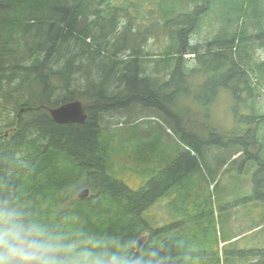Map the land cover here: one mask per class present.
I'll list each match as a JSON object with an SVG mask.
<instances>
[{
  "label": "trees",
  "instance_id": "1",
  "mask_svg": "<svg viewBox=\"0 0 264 264\" xmlns=\"http://www.w3.org/2000/svg\"><path fill=\"white\" fill-rule=\"evenodd\" d=\"M221 2L0 0V91L6 77L10 87L2 97L16 106L15 116L6 114V119V104L0 102V185L20 191L52 221L74 217L86 228L136 241L139 251H132L137 255L156 251L155 264L201 260L200 252L188 250L180 235L161 236L181 222L154 229L143 213L198 168L208 146L230 143L238 145L233 155L240 153L244 161L256 164L246 199L264 202V0H227V8L220 10ZM227 9L234 14L229 22ZM209 14L214 19L203 24ZM121 17L126 19L123 24ZM250 27L254 33L248 32ZM201 28L210 36L203 42L191 40ZM161 30L166 41L154 51L148 36L158 41ZM253 49L262 55L254 57ZM120 52L126 54L118 56ZM85 53L87 63L82 60ZM95 56L107 63L91 68ZM146 59L154 62L159 77L146 74ZM77 73L83 76L79 85ZM200 74L207 76L208 104L220 88L233 95L234 132L212 129L205 140L185 129V116L170 107L191 88L188 77ZM77 98L85 107V122L59 124L51 119L49 108ZM133 103L165 111L188 147L138 189L110 173L109 139L114 135L103 133L99 122L102 113ZM82 188H89V196L78 199L76 190ZM144 232L149 235L141 240ZM249 253L264 254V248ZM258 263L264 259L249 264Z\"/></svg>",
  "mask_w": 264,
  "mask_h": 264
},
{
  "label": "rangeland",
  "instance_id": "2",
  "mask_svg": "<svg viewBox=\"0 0 264 264\" xmlns=\"http://www.w3.org/2000/svg\"><path fill=\"white\" fill-rule=\"evenodd\" d=\"M222 1L224 3H220V10L227 8V0ZM218 11L216 8L213 13ZM227 16L228 22L233 20L232 10L227 9ZM211 18L214 19L209 14L203 24L211 21ZM119 20L120 24L126 22L123 17ZM148 20L144 23L145 27L148 26ZM204 29L207 28L204 26ZM204 29L193 33L191 40L203 42L206 36L209 37ZM251 29L250 27L248 32L251 33ZM158 32V41L153 35L148 36V47L154 51L161 50L159 45L166 41H162L165 31ZM70 46H74V43L71 42ZM21 48L23 49L22 46ZM105 52L109 54L107 50ZM252 52L254 57L262 55L257 49ZM125 54L120 52L118 56ZM185 58L192 57L186 55ZM95 59L90 66L93 69L98 65L102 66V62L107 63V59L97 56ZM82 60L88 62L86 53ZM150 60L146 59V74L159 77L153 71L154 62ZM105 69L109 70L108 67ZM9 70L10 67H6L5 73ZM76 76L79 79L75 84L79 85L83 76L80 73ZM206 80L207 76L203 74L188 77L191 88L188 86L187 90L185 88L170 102L172 110L187 119H182L183 122L187 121L185 129L199 133L205 140L209 139L212 129L216 132H234L238 124L232 111L237 104L231 92L220 88L213 101L208 104L206 101L209 90L204 87ZM9 87L8 80L4 77L0 102L6 104L7 109L3 110L6 119V114L8 117L16 114V106L13 107V103L4 99L1 94H6ZM76 100L82 102L78 98ZM99 119L103 133L114 135L109 139L113 149L110 173L132 189L141 187L153 173L170 164L183 149L188 148L180 140L181 131L174 119L165 111L154 107L133 103L121 109L104 112ZM237 147L236 143L225 147L208 146L199 160L198 168L172 188L169 195L157 200L143 213L154 229L181 222L178 228L169 229L161 236L180 235L181 243L187 245L188 250L200 252L202 259L196 260L195 264H249L264 259V254L253 256L249 253L250 250L264 248V202L246 199L251 191L256 164L244 161V157L239 156L240 153L233 155ZM73 197L75 195L71 196ZM148 235V232H144L140 239L146 240Z\"/></svg>",
  "mask_w": 264,
  "mask_h": 264
},
{
  "label": "clouds",
  "instance_id": "3",
  "mask_svg": "<svg viewBox=\"0 0 264 264\" xmlns=\"http://www.w3.org/2000/svg\"><path fill=\"white\" fill-rule=\"evenodd\" d=\"M134 247L74 217L52 221L20 191L0 185V264H155L156 251L137 255Z\"/></svg>",
  "mask_w": 264,
  "mask_h": 264
},
{
  "label": "water",
  "instance_id": "4",
  "mask_svg": "<svg viewBox=\"0 0 264 264\" xmlns=\"http://www.w3.org/2000/svg\"><path fill=\"white\" fill-rule=\"evenodd\" d=\"M48 112L51 119L59 124L83 123L87 118L85 107L79 100L68 101L56 107L49 108ZM89 193V188H82L76 193V197L83 199L88 197Z\"/></svg>",
  "mask_w": 264,
  "mask_h": 264
},
{
  "label": "bare ground",
  "instance_id": "5",
  "mask_svg": "<svg viewBox=\"0 0 264 264\" xmlns=\"http://www.w3.org/2000/svg\"><path fill=\"white\" fill-rule=\"evenodd\" d=\"M65 5V4H64ZM264 30V29H263ZM198 43V42H197ZM193 63V62H192ZM197 66V65H196ZM199 66H200V64H199ZM190 67V66H189ZM220 67V66H219ZM252 68V67H251ZM227 72V71H226ZM214 74V73H213ZM263 90V89H262ZM253 108V107H252ZM83 221V220H82ZM85 223V222H84ZM182 246V245H181ZM179 248V247H178ZM189 253V252H188Z\"/></svg>",
  "mask_w": 264,
  "mask_h": 264
}]
</instances>
